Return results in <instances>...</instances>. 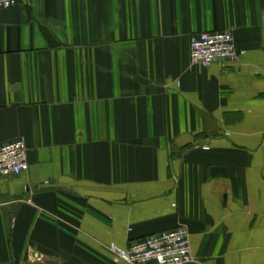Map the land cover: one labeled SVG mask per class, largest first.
Instances as JSON below:
<instances>
[{"label":"crops","instance_id":"crops-1","mask_svg":"<svg viewBox=\"0 0 264 264\" xmlns=\"http://www.w3.org/2000/svg\"><path fill=\"white\" fill-rule=\"evenodd\" d=\"M230 31L199 69L190 38ZM0 264H127L187 229L190 264H264V0H19L0 10Z\"/></svg>","mask_w":264,"mask_h":264},{"label":"built area","instance_id":"built-area-1","mask_svg":"<svg viewBox=\"0 0 264 264\" xmlns=\"http://www.w3.org/2000/svg\"><path fill=\"white\" fill-rule=\"evenodd\" d=\"M19 0H0V10L10 9ZM239 52L230 31L201 32L190 38V64L207 69L214 64L237 60ZM24 142L17 140L0 146V179L28 171ZM114 262L127 264H190V237L186 228L157 233L131 242L126 250L110 248Z\"/></svg>","mask_w":264,"mask_h":264}]
</instances>
